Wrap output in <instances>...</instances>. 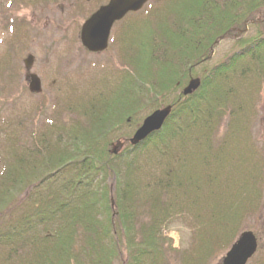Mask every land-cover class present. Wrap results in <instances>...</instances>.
<instances>
[{
    "label": "trees",
    "instance_id": "trees-1",
    "mask_svg": "<svg viewBox=\"0 0 264 264\" xmlns=\"http://www.w3.org/2000/svg\"><path fill=\"white\" fill-rule=\"evenodd\" d=\"M263 10L264 0H165L130 24L121 56L129 69L115 90L76 102V120L52 127L58 136L50 150H1L0 264H164L174 249L164 228L176 219L197 229L196 264L228 249L243 217L259 209L264 157H234L239 113L224 139L213 138L225 111L234 116L243 104L232 84L260 89ZM247 23L257 32L236 40V51L203 75L198 92L164 102L196 77L193 69L219 38ZM167 105L173 111L159 133L110 153L112 142L128 137L111 138L114 131L140 111Z\"/></svg>",
    "mask_w": 264,
    "mask_h": 264
},
{
    "label": "rangeland",
    "instance_id": "rangeland-1",
    "mask_svg": "<svg viewBox=\"0 0 264 264\" xmlns=\"http://www.w3.org/2000/svg\"><path fill=\"white\" fill-rule=\"evenodd\" d=\"M107 1L61 0L56 4L42 3L39 7L51 6L54 9L53 17L48 11L49 7H46L45 12L39 15L42 19V27L40 24L41 28L38 29L39 32H36V30H30L27 24H19L16 20L11 24L6 20L23 15L25 12H29L27 17L30 18V11L22 8V0H0V37L4 35L9 37L5 36L4 39L10 40V50L12 51L13 49L16 50L20 44V38H23L25 43L23 49L26 48L30 54H36V67L40 70V76L42 74L44 77L43 93L40 96H34L27 89L24 90L20 84L21 78L23 79V72L22 77L18 76L19 82L13 80L11 76L9 77L8 72L0 73V167L2 166L1 150L11 144L14 146L19 144L25 148H33V145H38L41 152L50 150L49 146L57 141L56 135L50 137L49 142L45 140L35 141L50 130L49 122L61 126L76 120L74 107L69 109L71 102L83 103L93 98L101 90H105V94L115 90V86H118L122 80L120 77L126 69H129L123 63L122 57L118 59L119 52L122 56L123 46L119 38L124 34V29L126 31L128 27L130 28L129 25L138 19H146L151 11L159 9L165 3V0H152L140 12L135 15H128L113 30L108 50L100 55H91L80 46L78 38L80 26L90 14L101 5L106 4ZM61 6H64L65 10L68 9L66 14L61 13ZM263 15L264 10L261 16ZM46 16L55 22L53 25L55 28L51 25L43 28V21ZM153 23L154 19H151V24ZM256 32L255 25H248L247 31L243 32L240 37L247 38ZM240 37L234 30L231 36L218 42L214 46L210 58L193 69L196 77L202 79L203 75L218 66L228 55L234 53L237 49L235 42ZM149 38L156 39L152 35ZM20 50L21 48L17 49L18 52ZM12 51L8 53L6 49L5 53L0 43V65L3 64L2 54L4 59L7 57L9 59L12 57ZM19 55L20 52L16 58ZM14 82L19 83L20 87L18 88ZM257 84L260 86L257 93H254L253 83L236 82L232 84L238 89L236 101L243 104L234 116H232L231 110L225 111L224 115L220 117L221 122L216 130V137L213 138L215 141L224 139V136L229 132L228 127L231 125V121L239 113L237 122L243 121L244 123L241 124L243 125L239 136L241 139L239 142H231V144L235 146H233L235 148L233 150L234 157L237 158V155L242 154L243 151V154L249 157V161L252 157L250 154L256 153L254 156L257 155L260 159L261 156L264 157V78ZM179 94L180 91L168 94L165 96L164 102H170ZM152 109L148 108L138 112L128 124H125L120 130L118 129L119 131H114L111 138L131 136L135 129L142 125L145 117L152 112ZM248 147L250 153L245 151ZM243 159L245 160L246 157ZM142 160V158L139 159V162ZM262 160L264 161V158ZM261 166L264 172V163ZM262 191L259 209L254 212L250 211L249 214L251 215L243 217L233 240L234 242L237 236L246 230L252 231L258 238V252L248 264H258L264 258V185ZM185 218L187 219L186 216ZM196 232L197 229L188 225L187 220L176 219L168 223L164 228V233L172 238L174 249L166 250V263L164 264H196V260L192 258ZM227 251L228 249H219L214 258L207 264H219ZM187 256H190V259Z\"/></svg>",
    "mask_w": 264,
    "mask_h": 264
},
{
    "label": "water",
    "instance_id": "water-1",
    "mask_svg": "<svg viewBox=\"0 0 264 264\" xmlns=\"http://www.w3.org/2000/svg\"><path fill=\"white\" fill-rule=\"evenodd\" d=\"M150 0H109L108 4L100 7L89 19L82 25L80 40L84 48L89 52H102L106 49L108 37L113 24L120 21L126 14L138 12ZM28 57L26 62H29ZM200 81L191 80L182 94L187 96L198 89ZM30 90L39 92L38 81L31 83ZM171 107L168 106L155 111L147 117L142 126L135 132L130 140L131 145H137L148 135L161 129L164 121L169 116ZM116 154V149L113 150ZM257 240L252 232H243L232 244L230 249L224 255L220 264H246L247 261L256 253Z\"/></svg>",
    "mask_w": 264,
    "mask_h": 264
},
{
    "label": "flooded vegetation",
    "instance_id": "flooded-vegetation-1",
    "mask_svg": "<svg viewBox=\"0 0 264 264\" xmlns=\"http://www.w3.org/2000/svg\"><path fill=\"white\" fill-rule=\"evenodd\" d=\"M58 1H61V0H22V8H25V10L27 9V11H30V13H31L30 18L27 17L29 12H25V14H23V15H20L18 17L7 18L6 20H8V22L11 24H13L16 20L19 22V24L29 25L28 27L30 30L32 29V31L36 30V32H39L38 29L42 27V19L39 17V15L41 13L45 12L46 7H49L48 11L52 17H53L52 14L54 12V9H52L51 6L39 7V5L42 3L46 4V2H48L47 4H50V3L56 4ZM60 8H61L62 14H66L68 12V9L65 10L64 6H61ZM40 24H41V27H40ZM50 25H51V27L55 28L53 26V25H55V22L48 19V17L46 16V18L43 21V28L45 29V27H48ZM5 36L6 35L0 37V43H1V47L4 49L5 53H6V49L8 50V53H9L12 51V50H10V44H9L10 40L6 41L4 39ZM6 37H8V36H6ZM6 43H7V45H5ZM6 46H8V47L6 48ZM24 47H25V43L23 41V38H20V44L18 45L16 50L13 49L11 58L7 59L8 58L7 57L6 59H4L5 57L2 54L3 64L0 65V73L4 74V73L8 72L9 77L11 76V78L13 80H16L19 82V77L20 76L22 77V72H23L24 75H23V79L21 78V80H20V84L22 85L23 89L24 90L27 89L28 92H29L30 83L32 81V77L35 76L36 79H38L40 82V87H41V93L40 94H42L43 93L44 77L42 74L40 76V70L36 67V59H35L36 54L35 53L30 54L29 52H27L26 48L23 49ZM18 48H21V50L19 51L20 55L16 58L17 54L19 53L17 51ZM29 55H31L33 57V59L30 60L29 62H26L25 59ZM14 83H16V82H14ZM16 85L18 86V88L20 87L19 83H16ZM40 94H39V96H40ZM32 95H34V94H32ZM34 96H37V95H34Z\"/></svg>",
    "mask_w": 264,
    "mask_h": 264
}]
</instances>
